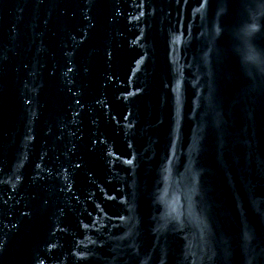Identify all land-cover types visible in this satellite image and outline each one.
<instances>
[{
    "label": "water",
    "instance_id": "95a60500",
    "mask_svg": "<svg viewBox=\"0 0 264 264\" xmlns=\"http://www.w3.org/2000/svg\"><path fill=\"white\" fill-rule=\"evenodd\" d=\"M257 45L264 0H0V264H264Z\"/></svg>",
    "mask_w": 264,
    "mask_h": 264
},
{
    "label": "clouds",
    "instance_id": "9594fccd",
    "mask_svg": "<svg viewBox=\"0 0 264 264\" xmlns=\"http://www.w3.org/2000/svg\"><path fill=\"white\" fill-rule=\"evenodd\" d=\"M259 28H256L250 34L254 37L255 32H258ZM255 51V58L254 59H247V67L250 72H253L257 75H264V47L256 46L254 48Z\"/></svg>",
    "mask_w": 264,
    "mask_h": 264
},
{
    "label": "snow or ice",
    "instance_id": "6c2138e0",
    "mask_svg": "<svg viewBox=\"0 0 264 264\" xmlns=\"http://www.w3.org/2000/svg\"><path fill=\"white\" fill-rule=\"evenodd\" d=\"M256 28V25L253 24L251 27L243 29L244 36H248L252 33V31ZM255 58V51L252 48L248 49L247 52V59H254Z\"/></svg>",
    "mask_w": 264,
    "mask_h": 264
}]
</instances>
